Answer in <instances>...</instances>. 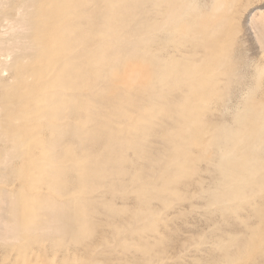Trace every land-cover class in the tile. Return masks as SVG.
<instances>
[{"label": "rangeland", "instance_id": "obj_1", "mask_svg": "<svg viewBox=\"0 0 264 264\" xmlns=\"http://www.w3.org/2000/svg\"><path fill=\"white\" fill-rule=\"evenodd\" d=\"M0 264H264V0H0Z\"/></svg>", "mask_w": 264, "mask_h": 264}, {"label": "bare ground", "instance_id": "obj_2", "mask_svg": "<svg viewBox=\"0 0 264 264\" xmlns=\"http://www.w3.org/2000/svg\"><path fill=\"white\" fill-rule=\"evenodd\" d=\"M23 23V22H22ZM3 52V51H2Z\"/></svg>", "mask_w": 264, "mask_h": 264}]
</instances>
